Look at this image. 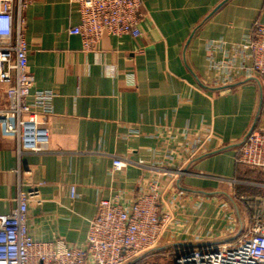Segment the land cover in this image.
Wrapping results in <instances>:
<instances>
[{
    "label": "crops",
    "instance_id": "crops-1",
    "mask_svg": "<svg viewBox=\"0 0 264 264\" xmlns=\"http://www.w3.org/2000/svg\"><path fill=\"white\" fill-rule=\"evenodd\" d=\"M143 8L141 37L104 35L85 50L70 32L81 21L76 4L31 0L28 70L33 90L55 92L52 112L43 117L50 141L43 152L19 155L16 138L0 124V215L16 207L19 190L39 186L43 202L29 206L35 239L84 244L100 199L133 198L186 130L211 129L217 137L184 166L186 174L172 183L161 175L165 240L134 263L172 264L181 248L240 235L237 229L223 237L228 219L244 229L253 207L264 208V168L237 159L247 133L264 128V78L214 85L207 49L211 40L241 42L264 22V0H143ZM115 155L139 165L111 174Z\"/></svg>",
    "mask_w": 264,
    "mask_h": 264
},
{
    "label": "built area",
    "instance_id": "built-area-1",
    "mask_svg": "<svg viewBox=\"0 0 264 264\" xmlns=\"http://www.w3.org/2000/svg\"><path fill=\"white\" fill-rule=\"evenodd\" d=\"M78 6L81 21L70 32L80 35L85 50L96 47L104 35H143L148 17L143 0H69ZM31 0H0V124L16 138L19 155L43 152L50 141L45 116L52 112V90L34 89L28 70L25 10ZM209 69L216 73L214 85H229L239 79L264 78V22L257 21L239 43L221 39L208 42ZM222 57L216 59L214 52ZM32 96L33 101L28 98ZM44 117V118H43ZM134 132V131H132ZM184 142L169 149L164 165L153 167L155 177L141 183L133 198H102L90 220L87 241L76 245L63 240L35 239L29 225V206L42 204L39 186L19 190L16 207L0 215V264H134L143 252L163 243L169 216L160 211L165 188L162 176L186 174L184 166L208 151L214 131L186 130ZM237 159L253 168H264V128L247 133ZM179 160V162H177ZM139 165L131 157L115 155L111 174ZM44 184L42 181L39 185ZM71 198L77 188H69ZM253 221L244 229L234 216L228 219L223 237L240 229L241 234L178 250L172 264H264V208L253 207Z\"/></svg>",
    "mask_w": 264,
    "mask_h": 264
},
{
    "label": "water",
    "instance_id": "water-1",
    "mask_svg": "<svg viewBox=\"0 0 264 264\" xmlns=\"http://www.w3.org/2000/svg\"><path fill=\"white\" fill-rule=\"evenodd\" d=\"M253 129H251V131H252ZM251 131H249V132H251ZM248 132V133H249ZM245 139V138H244ZM244 141V140H243ZM243 143V142H242ZM140 257H137L136 259H134L131 263H135L138 259H139Z\"/></svg>",
    "mask_w": 264,
    "mask_h": 264
},
{
    "label": "rangeland",
    "instance_id": "rangeland-1",
    "mask_svg": "<svg viewBox=\"0 0 264 264\" xmlns=\"http://www.w3.org/2000/svg\"><path fill=\"white\" fill-rule=\"evenodd\" d=\"M206 243H213L212 241H208V242H206Z\"/></svg>",
    "mask_w": 264,
    "mask_h": 264
}]
</instances>
